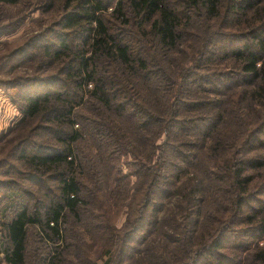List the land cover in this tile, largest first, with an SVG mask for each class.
I'll use <instances>...</instances> for the list:
<instances>
[{
    "label": "trees",
    "instance_id": "obj_1",
    "mask_svg": "<svg viewBox=\"0 0 264 264\" xmlns=\"http://www.w3.org/2000/svg\"><path fill=\"white\" fill-rule=\"evenodd\" d=\"M20 1L0 0V5H16ZM63 3L62 10L66 11L62 16L63 30L73 32L76 29H83L88 33L87 37L89 36V40L84 44H87L90 49L87 54L71 48L68 50L64 45L60 50H68L71 57L73 56V59L79 63L77 70L69 68L70 78L75 79L77 76L82 84L78 82V85L73 87L71 83L62 82L56 78L59 84L67 90L66 94L69 97L63 98L64 88L53 94L48 91L43 95L25 97L23 108L19 109L21 120H24L38 117L40 114L42 116L48 106L52 107L49 111L55 116L54 122L57 123V128L48 127L46 130L57 137L59 146L41 149L39 153L42 155L31 158L29 163L34 167V174L41 180L43 179L38 175L50 176L49 171L53 174L55 192L51 193L52 196L46 199L45 204L41 200L33 208L21 205L18 207L17 204L14 214L3 218L0 223V247L4 262L25 264L24 254L29 238H33L34 242L36 240L37 244H40L42 253L46 248L43 242L48 245L49 250L42 257V264H70L68 258L70 253L68 252H71V249L79 252V241L83 242V239L78 234L85 216V206L90 203L83 197L87 180L80 179L84 170L82 168L83 157L81 159L79 155L78 144L86 136L85 127H87L80 123L82 120L80 109H83L85 102L83 99L86 95L83 89L85 84L94 82L93 90L87 91L91 104L105 106L107 110L116 114V117L127 116L131 119L134 115L138 116L140 121L136 132L139 135L144 133L142 136L148 151L145 157L137 158L136 170L146 166L153 173L150 177V190L148 194L145 191V196L140 201L137 202L135 196V198L129 197L126 188L122 192L117 189L116 205L111 201H105L104 214L97 224L104 231L100 238L103 245L102 254L95 260L90 255L91 259L87 263L94 264L98 259L106 258L104 264H140L139 257L146 251L148 264H212L222 248L223 237L220 234L210 241L203 242L197 248H190L194 234L200 225L199 205L204 201L199 199V196L205 191L201 186L205 179L200 180L194 177L189 180L187 186L181 184V187L177 188L176 193L178 195L182 193L183 199L173 204L177 214L168 223L165 217L159 215L165 209V200L168 198L165 197L167 193L164 190L169 191L167 186L173 181L179 183L181 176L185 174L186 167L191 166L197 172L203 173L204 178L210 182L218 181L230 186L235 196L232 201L233 210L241 209L240 207L246 201L243 198L252 182V177L245 175L249 159L239 156L242 152L240 149L245 150L243 147L247 143L245 142L247 137L238 145L240 149H233L232 141L245 136L246 129L227 137L230 140L229 143L223 140L218 144L213 136L217 133L223 117L214 113L212 102L202 103L204 104L202 105L196 102V98L188 104L184 103V94L181 95V93H187V91L176 87L179 85H174L164 95L156 96L159 103L152 107H146L142 103L132 107L128 105L129 102L125 101L115 106L113 100L109 98L110 92L103 87L104 84L98 77V71L102 59H108L120 65L128 75L146 70L145 59L142 56L136 57L131 50L132 38L128 36L125 43L119 40V35L124 31L123 28L129 27L131 20L139 19L140 28L143 24H147L149 30L145 29V36L157 39L160 48L169 52L173 49L177 50V44L182 40L183 35L188 34V29L192 28L194 20L203 21L206 29L208 27L211 29L205 30L209 36L212 35L213 30H222L213 32L216 39H224L226 42L220 50L225 47V50H228V57L239 62L240 67L230 76L237 83L227 89L251 85L254 89L245 95L247 94V98L254 101V106L264 113V0H117L111 2L114 7L108 16L105 15L108 9L105 0H64ZM130 14H132L131 19ZM110 19L117 20V23L123 26L122 29L117 28V34L106 25ZM223 24L227 25L223 27ZM228 24L241 25L243 29L237 30L236 33H228ZM216 42L220 41L213 40L210 43L212 50L208 49L207 54H203L200 61L198 59L199 62L205 64L204 61H209L212 54L214 56L219 52L218 48H215ZM230 44H234V48L229 49ZM237 44L238 48L235 47ZM21 50L23 51V48ZM204 52H206L205 49L202 53ZM63 54L58 53L57 56ZM203 68V65L194 67L199 72ZM190 71L189 77L185 78L191 80L195 89L189 91L188 96L190 92L191 94L197 93L195 90L219 94V90L201 88V84L195 83V80L200 78V74L197 75L194 71L192 73ZM212 74L213 72L207 73V80L203 84L211 85L216 81L215 79L222 77L220 73L215 77H211ZM64 105L69 106L66 111L63 109ZM205 109H207L206 113H204ZM65 124L69 125L70 131L64 130L62 126ZM74 126L79 129H74ZM94 132L104 134V137L111 140V143L108 141L106 146L115 147L112 152L114 158L117 155L123 156L122 150L127 141L117 126L110 128L104 120H101ZM180 132L187 136L186 140L174 143L176 135ZM257 132L258 130L254 129L248 135L252 137ZM119 134L122 138V140L119 138L120 142L117 138ZM212 139L217 150L209 155L213 162L212 167L215 169L209 173L207 162L201 165V149ZM26 148L28 149L25 153L22 150L23 157L29 155L30 148L33 152L36 151L33 144L26 145ZM220 155L222 159H219ZM51 167L53 169L48 170ZM262 167H264L263 162H254L248 168L260 169ZM115 171L117 173L119 169ZM134 176L140 178L142 172ZM126 178L120 177L117 182H124ZM156 189H159L160 193L156 194ZM243 194L244 197H242ZM125 205L132 212H129L122 227L116 229L114 227L116 214L118 215ZM150 208L152 211L150 215H147ZM254 219L255 216L242 217L239 220L238 229H241L243 223H247L249 227L245 229L253 231L251 237H262L264 240V215L256 219V222ZM230 222L231 215H228L227 218L220 219L218 228L228 230L231 227L228 226ZM31 229H34L36 234ZM137 235H143L138 242L140 248H133L131 241ZM154 235L162 239L157 244H151ZM115 244L117 249L114 247ZM144 244L147 245L142 248ZM218 262L221 264L220 261ZM247 264H264V244L248 256Z\"/></svg>",
    "mask_w": 264,
    "mask_h": 264
},
{
    "label": "rangeland",
    "instance_id": "obj_2",
    "mask_svg": "<svg viewBox=\"0 0 264 264\" xmlns=\"http://www.w3.org/2000/svg\"><path fill=\"white\" fill-rule=\"evenodd\" d=\"M63 1L21 0L16 5H0V223L4 217L14 214L17 204L18 207L21 205L33 208L40 200L45 204L46 199L55 192L53 174L49 171L50 176L38 175L43 179L41 180L34 174V167L29 163L31 158L42 155L39 153L41 149L59 146L57 137L46 130L48 127L57 128V123L54 122L55 116L49 111L52 107L48 106L42 116L40 114L38 117L24 120H21L19 109L23 108L25 97L43 95L48 91L51 94L62 91L64 87L59 84L57 79L71 83L73 87L77 86L78 82L82 84L77 76L75 79L70 78L69 68L75 71L79 63L73 59V56L71 57L68 50L71 48L87 54L90 48L84 43L89 40V36L87 37L88 33L83 29H76L73 32L63 30L62 16L66 12L62 10ZM105 1L108 6L105 15L108 16L114 7L111 2L117 0ZM131 18L132 14H130ZM232 19L235 20V18ZM138 22L139 19L131 20L130 26L124 28L114 19H110L106 24L116 34L117 28H123L124 31L119 35V40L124 42L128 36L131 37L133 42L130 45L131 50L136 57L142 56L145 59L146 67L144 72L138 71L136 74L128 75L120 65L108 59L101 60L98 77L102 80L103 87L110 92L109 98L113 100L114 105L119 106L125 101L129 102L128 105H132V107L140 105V103L146 107H152L159 103L156 96L164 95L174 85H179L176 87L187 91V93H181V95L184 94V103L188 104L196 98L198 104L212 102L214 113L223 117L217 133L213 136L218 144L223 140L229 143L230 140L227 137H231L245 128V136L233 139L232 148L240 149L238 145L244 142L247 137L245 141L247 143L243 147L245 150L240 149L242 152L239 156L249 159V166L254 162L264 163V113L254 106V101L247 98V94L245 95L254 89L251 85L227 89V87L236 85L237 82L233 81L234 79L230 76L240 66L237 60L228 57V50H225V47L220 50L226 42L224 39H216L213 32L222 30H213L212 35L209 36L206 31L211 30L210 27L206 29L203 21L194 20L192 28L188 29V34L183 35L182 40L177 44V50L173 49L169 52L160 48L157 39L145 36L144 32L149 30L148 25L143 24L140 28ZM226 25L223 24V27ZM228 27V33H236L237 30L243 29L241 25L235 24H228ZM213 40L220 41L215 44V48H218L219 52L214 56L212 54L209 61H204L205 64L199 62L203 58V54H207L208 49L212 50L210 43ZM63 45L68 48L67 51H60ZM31 46L33 47L30 48ZM232 47L234 48V44H230L229 49ZM235 47L238 48L239 45L237 44ZM204 49L206 52L202 53ZM58 53L64 54L57 56ZM198 65L204 66L200 72L194 69ZM189 71L191 73L194 71L197 75L200 74V78L195 80V83L201 84V88L219 90V94L195 90L197 93L191 94L190 92L188 96L189 91L195 89L191 80L185 78L189 77ZM208 72H213L211 77H215L218 73L222 77L215 79L216 81L211 85L203 84L207 80ZM94 87L95 83L93 82L86 83L83 88L86 95L83 98L85 101L83 109H80L82 111L80 123L87 127H85L86 136L78 144L79 155L81 159L83 157L82 168L84 170L80 179L87 180L85 182L86 192L83 191V197L90 203L85 206V216L78 234L83 239V242L79 241L80 250L77 252V250L71 249V252H68L70 253L68 256L70 264H88V260L91 259L90 255L95 260L102 254L103 245L100 238L104 231L97 224H99V218L104 214L105 201H111L116 205L117 189L122 192L124 188L127 189L129 197L135 196L137 202L140 201L145 196V191L147 193L150 190V177L153 173L146 166L136 170L137 158L145 157L148 151L142 136L144 133L139 135L136 132L140 121L138 116L134 115L131 119L127 116L116 117V114L107 110L105 106L91 104L87 91L93 90ZM66 92L67 90L63 92V98L69 97ZM64 106L63 109L66 111L69 106ZM80 106L81 104L78 108ZM206 112L207 109L204 113ZM101 120H104L110 128L117 126L120 133L124 135L127 142L122 150L123 156L117 155L114 158L112 152L115 147L106 146L108 141L111 143V140L104 137V134H95L94 131ZM68 126L65 124L62 127L68 132L71 130ZM74 129H79V127L74 126ZM254 129H257L258 132L254 133L252 139L248 134ZM117 138L122 140L120 134L117 135ZM186 138L187 136L180 132L176 135L174 143L186 140ZM30 144L35 146L36 151L33 152V149L30 148L29 155L23 157V153L28 149L26 145ZM203 147L201 149V165L203 166L207 162V171L210 173L215 169L212 167L213 162L209 155H212L217 148L214 146L213 139ZM219 159H222V155L219 156ZM248 167L245 175H250L252 182L249 184V190L245 197L244 194L242 196L246 201L240 207L241 209L233 210L232 201L235 196L230 186L228 187L223 182H210L204 178L203 173L197 172L191 166L186 167L185 174L181 176L179 183L173 181L171 185L167 186L169 191L164 190L167 193L165 197L168 198L165 200V209L159 215L165 217V221L168 223L177 214L173 204L179 203V200L183 199L182 193L181 195L176 193L177 188H180L181 184L187 186L189 180L194 177L200 180L205 179L201 185L205 191L199 196V199L204 201L199 205L201 210L200 225L194 234L190 248H197L203 242L210 241L220 234L223 237L222 248L212 264H219L218 261L221 264H247L248 256L264 244L262 237H251L253 231L245 229L249 227V224L243 223L241 229H238L239 220L242 217L255 216L254 222H256V219L264 215V167L260 169ZM52 169L53 167L48 168V170ZM116 169H119V172L116 173ZM138 172H142V177L134 176ZM120 177L127 178L124 182H117ZM38 182L42 184L40 185ZM158 193H160L159 189H156V194ZM151 211L150 208L147 215H150ZM129 212L132 211L127 205L122 207L118 215L115 212L114 227L116 229L122 227ZM228 215H231V222L228 223V226L231 227L228 230H220L218 228L220 219L227 218ZM147 228L149 229V226ZM31 231L36 234L34 229ZM142 236L137 235L131 241L133 248H140L138 242ZM28 240L29 244L24 254L25 264H42V257L49 250L48 245L43 242L46 248L42 253L43 250L36 240L35 242L33 238ZM161 240L154 235L151 244H157ZM146 245L144 244L142 248H145ZM114 247L117 249L116 244ZM139 258L141 259L140 264H148L146 251ZM105 260L106 258L98 259L94 264H104ZM0 264H6L3 260L1 247Z\"/></svg>",
    "mask_w": 264,
    "mask_h": 264
}]
</instances>
